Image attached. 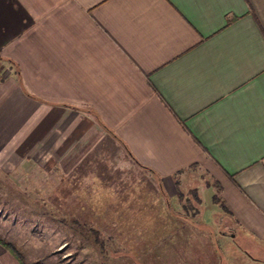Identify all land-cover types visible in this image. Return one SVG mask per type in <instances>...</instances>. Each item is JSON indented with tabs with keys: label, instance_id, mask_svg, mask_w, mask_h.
<instances>
[{
	"label": "crops",
	"instance_id": "0c3cea01",
	"mask_svg": "<svg viewBox=\"0 0 264 264\" xmlns=\"http://www.w3.org/2000/svg\"><path fill=\"white\" fill-rule=\"evenodd\" d=\"M0 68L2 178L49 165L104 196L150 174L133 157L161 185L206 177L222 234L264 241V0H0Z\"/></svg>",
	"mask_w": 264,
	"mask_h": 264
},
{
	"label": "rangeland",
	"instance_id": "374dc122",
	"mask_svg": "<svg viewBox=\"0 0 264 264\" xmlns=\"http://www.w3.org/2000/svg\"><path fill=\"white\" fill-rule=\"evenodd\" d=\"M25 167L12 179L0 174V224L22 261L264 264V241L233 224L222 234L206 177L183 173L172 188L131 167L107 182L110 194L101 182L104 196H75L77 182L62 181L52 166Z\"/></svg>",
	"mask_w": 264,
	"mask_h": 264
},
{
	"label": "trees",
	"instance_id": "16d2710c",
	"mask_svg": "<svg viewBox=\"0 0 264 264\" xmlns=\"http://www.w3.org/2000/svg\"><path fill=\"white\" fill-rule=\"evenodd\" d=\"M131 158L139 167H141L142 169H145L146 171H149L150 174L154 177L155 181L158 182V179L156 178V176L153 174V172L149 168H146L145 166L138 164L137 161L133 157H131ZM212 200L217 201V198L215 196H212ZM220 206L223 207L222 204H220ZM3 246L5 248H10L12 250V252H14V254H16V258L18 259L19 264H42V263L37 262V261L36 262H30V263H22V260L20 259L19 255H17V253L13 250V248L10 246V244L5 243V244H3Z\"/></svg>",
	"mask_w": 264,
	"mask_h": 264
},
{
	"label": "built area",
	"instance_id": "2783aa9c",
	"mask_svg": "<svg viewBox=\"0 0 264 264\" xmlns=\"http://www.w3.org/2000/svg\"><path fill=\"white\" fill-rule=\"evenodd\" d=\"M6 75V71L0 68V77H3Z\"/></svg>",
	"mask_w": 264,
	"mask_h": 264
}]
</instances>
